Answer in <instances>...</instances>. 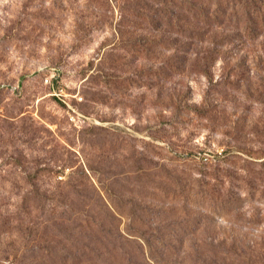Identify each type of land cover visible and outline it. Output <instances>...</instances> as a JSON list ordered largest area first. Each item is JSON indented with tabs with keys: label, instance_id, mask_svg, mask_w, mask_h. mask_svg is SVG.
<instances>
[{
	"label": "rangeland",
	"instance_id": "obj_1",
	"mask_svg": "<svg viewBox=\"0 0 264 264\" xmlns=\"http://www.w3.org/2000/svg\"><path fill=\"white\" fill-rule=\"evenodd\" d=\"M185 1L0 0V264H264V0Z\"/></svg>",
	"mask_w": 264,
	"mask_h": 264
},
{
	"label": "trees",
	"instance_id": "obj_2",
	"mask_svg": "<svg viewBox=\"0 0 264 264\" xmlns=\"http://www.w3.org/2000/svg\"><path fill=\"white\" fill-rule=\"evenodd\" d=\"M194 1L195 0H191V2H188L187 0L185 1V4H187V5H193V3H194ZM209 1V0H208ZM207 1V2H208ZM214 1H216V3L214 4L215 6H218L216 9H210V12H208V13H206V14H204V13H201V15H202V17H200V18H202V20H203V22H211V20H212V18L213 17H217V14H218V12L220 11V7L222 6V5H224V4H226V3H228V5H231V4H233L232 2H234L235 3V1L236 0H214ZM211 2H213V0H211L210 2H209V4H213V3H211ZM204 3V0H201V4H203ZM205 4V3H204ZM211 6V5H210ZM234 6H237L236 4H234ZM242 10H243V17L245 18V17H248L249 15H251V13H250V9L249 8H246L245 9V7H242ZM254 11L255 12H257V13H260V9H254ZM208 23V24H209ZM212 24V23H211ZM86 223H87V220H86ZM80 227V226H79ZM75 242V241H74ZM51 256H53V257H57V254H56V252H49V251H47V253H45V260L47 259L48 261H51L52 259H51ZM76 257V256H75ZM78 263H82V262H78ZM73 264H75V263H73Z\"/></svg>",
	"mask_w": 264,
	"mask_h": 264
}]
</instances>
